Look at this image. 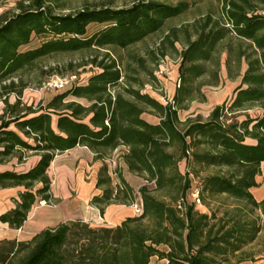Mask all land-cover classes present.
<instances>
[{"label": "trees", "instance_id": "trees-1", "mask_svg": "<svg viewBox=\"0 0 264 264\" xmlns=\"http://www.w3.org/2000/svg\"><path fill=\"white\" fill-rule=\"evenodd\" d=\"M65 1L26 0L13 14H0V166L39 158L27 172L0 171V191L20 190L0 224L20 230L36 204L57 202L47 171L56 156L77 147L103 163L95 183L99 193L90 201L100 216L112 205L138 202L141 213L116 227L75 220L28 241L0 240V264H150L153 258L167 264H241L264 256V199L257 201L251 192L260 187L264 164V0H223L219 17L193 24L178 52V86L166 104L132 86L140 82L128 76L131 70L106 55L86 64L96 70L86 83L79 81L46 106H26L22 75L38 71L42 60L125 50L187 9L183 3L134 0L126 8L65 15L60 13ZM93 25L100 29L88 35ZM169 32L166 40L177 51L180 41ZM33 38L39 45L24 50ZM223 53L230 79L240 76L243 61L247 65L230 103L214 107L205 119L181 122L179 112L204 103L203 88L219 84ZM255 108L261 115L248 116ZM147 113L158 122L145 120ZM120 149L127 171L145 182L137 193L118 167L113 179L105 163ZM196 190L207 212L193 203Z\"/></svg>", "mask_w": 264, "mask_h": 264}, {"label": "rangeland", "instance_id": "rangeland-1", "mask_svg": "<svg viewBox=\"0 0 264 264\" xmlns=\"http://www.w3.org/2000/svg\"><path fill=\"white\" fill-rule=\"evenodd\" d=\"M26 0H0V14L9 13L13 14L16 11L17 4ZM134 0H66L63 3V7L60 11L61 14H73L82 9H94V8H112L120 9L130 7ZM160 3L169 6H178L183 3L187 6L186 11L178 18L167 20L161 31L148 37L141 43L131 46L125 50L120 49H108L99 51H90L83 53H75L70 55H57L49 57L38 63V71L31 74L22 75L23 79L27 81L28 88L24 91L22 96V102L26 106H33L38 108L39 106H46L56 95L62 94L61 92H50L43 90V85L52 78H59L61 75H74L77 76L80 84L86 83L88 77L95 73L88 64L91 58L97 57L98 60L106 58V55L111 59H115L119 62L122 69L131 70L128 72V76L136 78L140 82V86L132 83L135 88H141L143 93H147L162 104L170 102L174 96L175 90L179 81V59L178 52H180L185 43L187 33L192 32V26L195 22L202 21L205 16L212 15L218 17L221 12L220 4L217 0H156ZM99 26L93 25L88 29V35L98 31ZM173 30L174 37L178 38L180 43H175L174 51L169 46V41L166 40L167 35L170 34V30ZM171 39V40H172ZM40 41L33 38L31 44L24 48L28 50L35 48L39 45ZM161 52L165 54V57L161 56ZM225 56L222 61L224 63ZM138 61H142L144 68L139 67ZM39 70L47 72V74L40 75ZM65 75V76H66ZM240 80L235 82L228 79L225 68H222L220 75V82L216 86H206L203 88V93L206 97L204 103L194 102L189 106L187 111L179 112L178 119L183 122L188 117H195L197 115L205 119L210 111L219 104H228L233 97L234 90L239 85ZM138 86V87H137ZM9 102L13 104L15 97L8 98ZM83 103L82 101H79ZM3 105L0 103V113L2 112ZM248 116L255 117L259 113L257 110H251L247 112ZM145 120L150 123H156L158 120L149 115L148 113L143 116ZM244 119V115L239 117V121ZM77 157L62 156L58 157L55 163H53L49 170L48 176L51 180V192L53 196H57L63 200L58 207L55 206L59 203L52 202L49 204L38 203L39 206L45 207V210L35 213L37 220H51L57 214L62 216H77L80 212L89 211L88 205L89 198L96 194L95 183L98 170L102 166V162H94L89 152L82 151ZM124 150L120 149L112 153L106 160L109 173L112 178L115 179L114 171L117 167L120 169L123 177L129 183V185L137 193L138 189L145 185V182L136 176L130 174L125 167L122 154ZM35 159L32 157L27 160L26 165H8L10 170L26 169L32 166ZM182 170L183 165H182ZM206 172H202V175ZM259 180V188L253 190L255 199L260 200L264 197V167L261 169V176ZM18 189L0 191V213L8 211L13 205V199L17 198ZM198 210L201 212H207L201 204L198 206ZM34 215V216H35ZM35 222V221H34ZM29 229V228H28ZM0 225V235L4 233ZM260 250V249H257Z\"/></svg>", "mask_w": 264, "mask_h": 264}, {"label": "crops", "instance_id": "crops-1", "mask_svg": "<svg viewBox=\"0 0 264 264\" xmlns=\"http://www.w3.org/2000/svg\"><path fill=\"white\" fill-rule=\"evenodd\" d=\"M222 1L223 0H217V2L220 4V7H221L220 15L222 14ZM223 56L226 57L225 60H224V63L222 61ZM178 59H179V57H178ZM226 60H227V55L225 53H223L222 56H221L220 75L222 73V68L224 67L225 68V71H226V74H227V77H228L229 80H231L233 82H235L237 80H240V83H241L242 76L244 75V73H245V71L247 69L246 62L245 61L242 62L240 76L238 78L232 80V79L229 78L228 73H227ZM240 83H239V85H240ZM233 95H234V93H233ZM219 105H221V104H219ZM216 106H218V105H216ZM254 110H257L258 113H259V115H261L262 112L260 110H258L257 108H255ZM247 142L250 143V144H252L251 141H247ZM83 150H86L87 152H89V154L91 155V157L93 159L94 155L87 148L77 147L75 149H72L70 151L65 152L62 155L56 156L55 159H54V161L51 163V165L56 162V160L58 159V157H62V156L63 157L64 156H70L71 157L72 156V157L75 158L79 154L83 153L82 152ZM32 158L35 159V162H34V164L32 166H30V167H28L26 169H23L22 171H20V170L19 171L18 170H15V171L16 172H19V173H22V172H27L31 168H33L37 164V162L39 161V158L38 157H32ZM8 165H12V166L15 165L16 166L17 165V162L14 160L10 164H8ZM24 165H26V163L23 164V165H20V166H24ZM182 165H183V169L184 170H182ZM7 166H0V171L10 170V169L7 168ZM262 167H264V164L261 165V169H262ZM179 169H180V172L181 173H184L185 170H186V164L184 162L181 163L179 165ZM47 175H48V171H47ZM259 178L260 177L257 178V182L258 183H259V180H258ZM10 190H14V189H10ZM253 190H255V189H253ZM253 190H251L252 194H253ZM1 191H8V190H1ZM95 192H96V194L92 195L89 198L88 205L90 207V210L89 211H85V212H80V214L77 215V216H73L72 214L69 215V216H62L61 214H57L54 217V219H51V220H40L39 219V220L36 221V217L37 216L35 215V213H37L38 211L45 210L44 209L45 207H42V206H39L38 204H36L32 208L31 212L28 215L27 221L24 223L23 227L20 230H17V231L16 230H11V229H9V227L7 225L0 224L1 227H2V229L5 230V232L0 235V240H4V239L14 240V239H16L18 241H28L34 235H36L37 233H39L40 231H42L44 229L55 227V226H57L60 223H65V222H70V221H75V220L84 221L86 223L91 224L94 227H101V226L116 227L122 221H124L126 218H132V217L138 216L135 213V211L133 209V206H131V207H125V206L112 205V206H110V207H108L106 209L104 216L101 217L100 214H99V211L96 208H94V207H92L90 205V201H91L92 197L95 196V195H97L99 193L96 190H95ZM53 198L56 199L57 201L59 200V203L55 206V208L58 207L60 205V203L63 202V200L59 199L57 196H53ZM261 199H264V197H262ZM260 200H257V201H260ZM137 205L140 206V202H138ZM10 207L11 208L9 210H11L12 208H14V205H12ZM1 214H3V213H0V215ZM150 264H167V262L166 261H159L158 259L153 258V259H151ZM241 264H264V256L260 257L259 259L255 260L254 262H244V263H241Z\"/></svg>", "mask_w": 264, "mask_h": 264}, {"label": "built area", "instance_id": "built-area-1", "mask_svg": "<svg viewBox=\"0 0 264 264\" xmlns=\"http://www.w3.org/2000/svg\"><path fill=\"white\" fill-rule=\"evenodd\" d=\"M79 80L77 76L66 75L59 78H52L43 85V90L50 92L66 91L78 84ZM192 201L196 206H199L200 200L198 198V190L192 195ZM133 209L137 215L141 213V207L137 204L133 205Z\"/></svg>", "mask_w": 264, "mask_h": 264}]
</instances>
